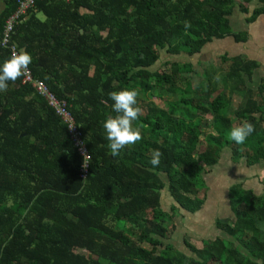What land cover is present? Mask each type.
Masks as SVG:
<instances>
[{"label":"trees","instance_id":"obj_1","mask_svg":"<svg viewBox=\"0 0 264 264\" xmlns=\"http://www.w3.org/2000/svg\"><path fill=\"white\" fill-rule=\"evenodd\" d=\"M3 2L0 64L9 45L32 55V76L66 100L90 161L83 178L66 124L30 83L20 77L0 92V264H264V186L257 195L231 185L232 223L216 221L227 239L186 243L190 256L164 242L170 218L161 208L166 190L180 209L199 212L202 178L224 149L233 162L264 167V80L251 86L257 62L220 55L226 69L219 80L204 72L207 88L185 77L188 62L151 69L160 51L191 57L216 40L245 43V31L230 29L231 12L251 24L264 16V0H35L7 46L4 22L18 2ZM123 88L139 92L133 125L142 139L114 157L103 124L116 115L109 93ZM167 95L179 98L166 110L146 102ZM245 120L255 131L237 144L229 133ZM154 149L163 153L155 168Z\"/></svg>","mask_w":264,"mask_h":264},{"label":"rangeland","instance_id":"obj_2","mask_svg":"<svg viewBox=\"0 0 264 264\" xmlns=\"http://www.w3.org/2000/svg\"><path fill=\"white\" fill-rule=\"evenodd\" d=\"M234 1L237 4L238 0ZM253 6L254 2L246 5L249 12ZM38 17L41 20L44 19L41 13ZM244 17L245 15L240 14L234 7L229 17V23L233 32L241 30L247 33L248 39L245 43L234 44L232 40L227 38L216 40L205 46L199 54L191 57L184 54L172 56L160 51L159 62L151 69L165 71L169 69L168 64L172 62H188L192 65V71L186 73L185 77L192 83L193 87L202 84L207 88L203 73L213 71L216 77L217 74L224 73L226 69V63L224 64L219 60L220 55H242L255 60L258 64V68L251 79V86H254L259 79L264 80V16L258 17L251 24L244 23ZM180 86L185 87L181 84ZM162 97L165 98V101L154 96L147 99L146 102H154L158 107L166 110L168 103L179 98L169 95ZM238 102L239 98L233 95L231 97V110L238 106ZM204 120L211 124L212 116L208 115ZM229 153L228 149H224L217 165L210 171L206 169L202 178L204 186L200 187L201 189L198 191V196L204 199V205L199 212L195 214L186 213L174 204L166 190L161 192V208L168 213L170 218L169 237L164 242L171 244L175 250L185 255H192L186 243L195 248H201L202 243H211L216 237L227 239L217 229L216 221L220 224L232 223L233 217L227 199V191L231 185H240L243 189H250L257 195L263 191L264 167L255 165L246 167L242 160L233 162ZM171 206H175L174 210H171Z\"/></svg>","mask_w":264,"mask_h":264},{"label":"clouds","instance_id":"obj_3","mask_svg":"<svg viewBox=\"0 0 264 264\" xmlns=\"http://www.w3.org/2000/svg\"><path fill=\"white\" fill-rule=\"evenodd\" d=\"M191 27L189 21L184 22V28ZM32 63V55L21 49L13 52L12 55L0 64V92L8 90L9 82H15L28 70ZM215 79L219 80L217 74ZM139 92L134 88H123L119 91L109 93L112 100V108L115 116L109 115L103 127L107 133L106 139L112 156H118L125 147L135 144L142 139L140 127H134L133 122L137 121L142 114V108L138 104ZM83 126V125H81ZM255 131V126L250 121H243L230 130L229 136L237 144H243ZM163 153L154 149L151 153L150 164L155 168L161 163Z\"/></svg>","mask_w":264,"mask_h":264},{"label":"built area","instance_id":"obj_4","mask_svg":"<svg viewBox=\"0 0 264 264\" xmlns=\"http://www.w3.org/2000/svg\"><path fill=\"white\" fill-rule=\"evenodd\" d=\"M17 2L18 6L5 19L4 22L3 35L1 39V44L3 46L8 45L10 34L13 31L15 25L24 15H26L28 9L33 7L35 0H17ZM9 47L11 50V55L13 52L20 51L13 45H9ZM21 77L22 83H30L36 89L39 95L45 99L47 104L54 110L59 118L66 124L69 136L76 146L78 154L82 158L80 173L81 176L85 178L88 174L90 155L82 142V133L80 131V127L71 114L68 103L66 100L58 98L53 92H51L42 80L34 78L29 68Z\"/></svg>","mask_w":264,"mask_h":264},{"label":"crops","instance_id":"obj_5","mask_svg":"<svg viewBox=\"0 0 264 264\" xmlns=\"http://www.w3.org/2000/svg\"><path fill=\"white\" fill-rule=\"evenodd\" d=\"M4 0H0V10L2 9V7H3V2ZM39 15V13L37 14V16ZM250 190V189H249Z\"/></svg>","mask_w":264,"mask_h":264}]
</instances>
